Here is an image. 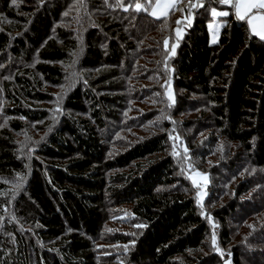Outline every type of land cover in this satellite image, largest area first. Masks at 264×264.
<instances>
[{
	"label": "trees",
	"instance_id": "trees-1",
	"mask_svg": "<svg viewBox=\"0 0 264 264\" xmlns=\"http://www.w3.org/2000/svg\"><path fill=\"white\" fill-rule=\"evenodd\" d=\"M136 2L0 0V264H264V40Z\"/></svg>",
	"mask_w": 264,
	"mask_h": 264
},
{
	"label": "snow or ice",
	"instance_id": "snow-or-ice-1",
	"mask_svg": "<svg viewBox=\"0 0 264 264\" xmlns=\"http://www.w3.org/2000/svg\"><path fill=\"white\" fill-rule=\"evenodd\" d=\"M179 0H144L143 3L136 2L134 4V11L136 12H146L154 18L166 17L169 15V12L175 10ZM218 4L229 5L235 10V15L238 20L246 21L249 25L251 31L256 36H259L260 39L264 40V0H216ZM15 3V0H13ZM118 7H124L123 2L118 3ZM202 4L191 3L190 8L202 7ZM151 9V11H149ZM125 11H128L129 8H124ZM183 11V9H180ZM211 14L214 17L228 16V11H217L216 8L211 9ZM67 15V13H65ZM177 24H180L181 21L177 20ZM177 35L180 34V29L177 28ZM215 42V40L213 41ZM167 40H165V45H167ZM175 46H173L174 50ZM187 151V149H185ZM197 176L202 175L201 173H196ZM193 183L196 184V180L193 179ZM6 195V193H5ZM215 234H213V244H215Z\"/></svg>",
	"mask_w": 264,
	"mask_h": 264
},
{
	"label": "rangeland",
	"instance_id": "rangeland-1",
	"mask_svg": "<svg viewBox=\"0 0 264 264\" xmlns=\"http://www.w3.org/2000/svg\"><path fill=\"white\" fill-rule=\"evenodd\" d=\"M149 10L151 11V9H149ZM224 24H225V22L222 20L221 17H214V19L209 23V31H210V41H211V43H217L218 42L219 34H220L221 29L224 26ZM214 40H215V42H213ZM173 46H175V48L173 50V47H172V53H175V51L177 50L176 44H174ZM69 71H70V69H69ZM87 72H88V74L90 76L92 74H94V71H92V70H88ZM85 75H86V73L84 74V78L83 79H85L86 77H89V75L88 76H85ZM70 80H72V78H70ZM67 86L61 85L60 88H57L56 90H57L58 99L55 102H53V103L45 104V106H47L49 108V111L54 112V114H53L54 117L55 116L56 117H60V115H63L66 112L67 113H71V114H75L76 116H80V117L81 116H87V115H84L85 113L78 112V111H74L73 112V111H69V110H66V109L63 108L62 101H63V98L65 96L64 93H65V91H67L66 90ZM167 95H168V98L171 101V103H175V92H174V88H173V84L172 83L169 84V87H168V90H167ZM60 96L62 97V99H61ZM36 132L37 131H35V132L31 131V134L34 137L35 136H39L40 133H36ZM21 137L22 138H28V137H26L24 135L21 136ZM181 146H183V145H181ZM196 173H201L202 175L197 176ZM186 175L190 178L192 183H193V179L196 180V184L193 183V185L196 187L195 195L197 196L196 197L197 201L201 205H203V202H204V200H205V198L207 196V189H208V185H209V182H210L209 173L207 171H203V170H199V169L190 170L189 168H187L186 169ZM204 206H205V204H204ZM206 217H207V219L209 220V222L212 225V229H213V231L215 233V241H216V243H218L219 242V237H218V235H216V230H215L216 221H215V219H213L212 216H209L207 214H206ZM236 242L238 243V242H240V240L237 238ZM218 248H219V250L222 251V252L220 251V254L223 253L222 254V256H224V259H222L223 263L227 264V261H231L230 260V258H231L230 246H227V247L223 248L222 246L219 245ZM218 261H221V257H220V259Z\"/></svg>",
	"mask_w": 264,
	"mask_h": 264
},
{
	"label": "crops",
	"instance_id": "crops-1",
	"mask_svg": "<svg viewBox=\"0 0 264 264\" xmlns=\"http://www.w3.org/2000/svg\"><path fill=\"white\" fill-rule=\"evenodd\" d=\"M180 1V0H179ZM249 26V25H248ZM250 28V27H249ZM251 30V29H250ZM252 32V31H251Z\"/></svg>",
	"mask_w": 264,
	"mask_h": 264
}]
</instances>
